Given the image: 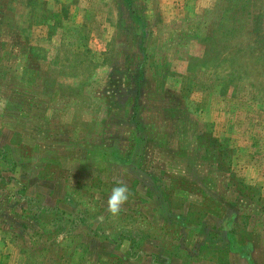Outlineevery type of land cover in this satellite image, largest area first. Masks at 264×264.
I'll use <instances>...</instances> for the list:
<instances>
[{
	"label": "rangeland",
	"instance_id": "rangeland-1",
	"mask_svg": "<svg viewBox=\"0 0 264 264\" xmlns=\"http://www.w3.org/2000/svg\"><path fill=\"white\" fill-rule=\"evenodd\" d=\"M0 264H264V0H0Z\"/></svg>",
	"mask_w": 264,
	"mask_h": 264
},
{
	"label": "clouds",
	"instance_id": "clouds-1",
	"mask_svg": "<svg viewBox=\"0 0 264 264\" xmlns=\"http://www.w3.org/2000/svg\"><path fill=\"white\" fill-rule=\"evenodd\" d=\"M128 198V186L124 183H118L117 186L113 187L108 200L109 211L113 215L118 214L121 210V206L128 200Z\"/></svg>",
	"mask_w": 264,
	"mask_h": 264
}]
</instances>
